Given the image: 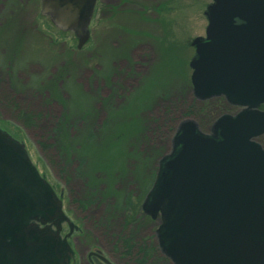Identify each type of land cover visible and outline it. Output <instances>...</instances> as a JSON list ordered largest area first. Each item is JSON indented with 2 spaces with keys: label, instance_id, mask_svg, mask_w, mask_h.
Returning a JSON list of instances; mask_svg holds the SVG:
<instances>
[{
  "label": "water",
  "instance_id": "obj_1",
  "mask_svg": "<svg viewBox=\"0 0 264 264\" xmlns=\"http://www.w3.org/2000/svg\"><path fill=\"white\" fill-rule=\"evenodd\" d=\"M96 1L40 0L39 13L80 50ZM205 15V38L192 41L193 94L245 110L220 115L209 134L184 119L143 206L160 210L162 248L175 264H264V151L253 140L264 130V0H211ZM61 198L0 126V264L70 263L75 225Z\"/></svg>",
  "mask_w": 264,
  "mask_h": 264
},
{
  "label": "rangeland",
  "instance_id": "obj_2",
  "mask_svg": "<svg viewBox=\"0 0 264 264\" xmlns=\"http://www.w3.org/2000/svg\"><path fill=\"white\" fill-rule=\"evenodd\" d=\"M210 2L120 0L121 4L115 5L113 0H97L90 40L77 50L73 34L57 30L40 15V0H0V125L9 133L22 130L21 140L31 160L57 193L62 190L66 195V186L49 165L40 143L46 141L44 130L66 106L95 110L91 122L86 120L87 114L78 122L90 123L92 128L109 117L103 105L106 99L117 106L110 145L93 150L96 161L114 158L119 164L129 157L135 125L143 121L146 126L136 147L152 156L145 164L147 174L153 171L151 183L159 158L169 152L172 134L181 120L192 119L201 131L210 133L215 119L207 122V112L202 110L205 100L193 94L189 65L195 56L193 39L205 37V11ZM61 70L66 74L52 86L60 93V101L47 100L48 93L37 91V82L59 75ZM19 110L43 117L27 129ZM169 122L170 127L174 125L172 130ZM74 205L63 199L64 210L79 225L81 212ZM146 223L138 229L139 239L149 232ZM155 227L156 223L153 231ZM71 243L79 260L83 246L78 233Z\"/></svg>",
  "mask_w": 264,
  "mask_h": 264
},
{
  "label": "trees",
  "instance_id": "obj_3",
  "mask_svg": "<svg viewBox=\"0 0 264 264\" xmlns=\"http://www.w3.org/2000/svg\"><path fill=\"white\" fill-rule=\"evenodd\" d=\"M58 74L37 82V91L48 93L47 100L60 101L58 98L60 93L52 86L58 85L66 72L62 73L61 70L58 71ZM103 103L109 117L101 122L98 129L92 128L90 123L85 125L78 123L81 119L85 120L86 114V120L89 122L95 117L90 116L92 111L96 113L95 110H91L90 106L87 108H83V105L74 108L66 106L52 126L44 130L46 141L40 144L47 155L49 165L63 178V183L66 186V195L63 198H66L69 203L76 204L77 206H74L80 212L85 205L98 204V206H102L103 210L99 215V221L104 228L115 229V251L123 249L124 254L129 256L132 261L134 259L135 264H170L167 258L159 254L156 246L151 242L148 243L144 238L139 239L138 236V229L144 223L140 204L151 183V177H153V171L147 174L148 169L145 167V164L149 163L148 159L152 156H148L136 147V145L138 146L136 142L139 141L146 125L141 120L135 125L134 134H132L135 136H133L134 148H132L129 157L124 158L119 164L115 163L114 158L96 161L93 150L101 145L108 148L111 142L108 137L113 133L116 125L113 112L117 106L108 99ZM202 103L204 105L202 107L205 108L202 110L207 112L208 123L230 108L222 97L211 98ZM19 116L23 126L27 129L32 127L35 119L43 117L23 110H19ZM197 120L202 125L200 119L197 118ZM170 122L168 123L169 127ZM173 127L174 125H171V130ZM158 128H156L157 133ZM11 134L21 139L23 132L16 128V131ZM74 182L78 184L75 185ZM70 197H72L71 201Z\"/></svg>",
  "mask_w": 264,
  "mask_h": 264
},
{
  "label": "flooded vegetation",
  "instance_id": "obj_4",
  "mask_svg": "<svg viewBox=\"0 0 264 264\" xmlns=\"http://www.w3.org/2000/svg\"><path fill=\"white\" fill-rule=\"evenodd\" d=\"M113 1L115 2V5L121 4L120 0H113ZM124 4H126V2H124L123 5ZM227 104L230 106V108L227 111H225L226 113L224 114H229V115L234 116L237 113L245 110L241 106L230 105L229 103ZM258 110L264 112V104H260L258 106ZM182 121L183 120H181L177 124L175 131L172 134L169 152L163 154L161 157L171 153L173 144H174L173 137L175 136L179 128V125ZM196 128L200 133L206 134L205 132L201 131L200 129L201 127H199L197 123H196ZM253 140L264 151V130L260 134H258L256 137H254ZM158 170H159V161H158V167H157V171L155 172L153 181L150 187L147 189L146 193L144 194L141 204H140V210H141L142 215L144 216L143 224L147 222L146 225H148L149 227V232L144 234L143 237H140V239L144 238L148 243L151 242L154 246H156L159 254L167 258L170 264H175L165 254L162 248V244H161V242L163 241V238L161 236L162 234V230H161L162 215H161L160 210H158L153 216L152 210L150 209L147 211L143 206L144 202L146 201L149 195V192L153 188ZM263 175H264V171H263ZM156 198L157 199H154L155 201L160 200V198L158 197ZM147 201L150 202L148 199ZM100 210L102 211L103 208L100 205L98 206V204H93L92 206L85 205L81 209V220H80L79 225L77 224V221L75 219L69 216V212H66L68 217L71 219V221L75 225V228H73V231L71 232L68 238V243L71 246V249L73 250V253H74V258L70 261L69 264H108L104 259H106L111 264H135L134 259L132 261V259H130L129 256L124 254L125 252L123 249L115 251V229L109 228V227H106V228L103 227L102 223L99 221V215L101 214ZM155 223H156V227L153 231L152 229ZM143 224L141 225V228ZM62 228H63L62 230L63 233H66L68 231L67 225H63ZM77 233L80 235L81 244L83 246L82 252H81L82 254L79 260H78L79 258L78 252L76 251V249L73 247L71 243L72 237ZM98 238L102 239V241H100ZM258 244L262 247V250L264 251V240L259 239Z\"/></svg>",
  "mask_w": 264,
  "mask_h": 264
}]
</instances>
